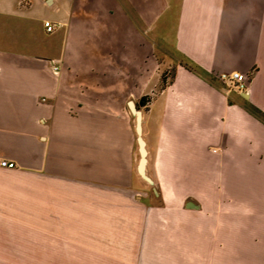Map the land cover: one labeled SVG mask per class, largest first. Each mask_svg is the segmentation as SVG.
Instances as JSON below:
<instances>
[{"label":"crops","instance_id":"1","mask_svg":"<svg viewBox=\"0 0 264 264\" xmlns=\"http://www.w3.org/2000/svg\"><path fill=\"white\" fill-rule=\"evenodd\" d=\"M0 160L2 260L264 264V0H0Z\"/></svg>","mask_w":264,"mask_h":264},{"label":"water","instance_id":"2","mask_svg":"<svg viewBox=\"0 0 264 264\" xmlns=\"http://www.w3.org/2000/svg\"><path fill=\"white\" fill-rule=\"evenodd\" d=\"M130 108L136 120L137 144H138V151H139V156H140V159L137 165V172L143 180H145L151 185H154L153 180L147 174L148 150H147V144H146L144 133H143V112L132 101L130 102Z\"/></svg>","mask_w":264,"mask_h":264},{"label":"built area","instance_id":"3","mask_svg":"<svg viewBox=\"0 0 264 264\" xmlns=\"http://www.w3.org/2000/svg\"><path fill=\"white\" fill-rule=\"evenodd\" d=\"M45 28L48 32H53L55 29V25L51 22H45ZM54 70L58 71L59 68L55 67ZM218 79L227 87L236 89L243 93L247 92L249 85V77L245 73L242 72L222 73L218 75ZM0 167L6 169H14L16 168V164L14 162H9L7 160H0Z\"/></svg>","mask_w":264,"mask_h":264},{"label":"rangeland","instance_id":"4","mask_svg":"<svg viewBox=\"0 0 264 264\" xmlns=\"http://www.w3.org/2000/svg\"><path fill=\"white\" fill-rule=\"evenodd\" d=\"M1 235L2 234H1V230H0V236ZM0 241H1V239H0ZM2 248L3 247L0 245V253L2 251ZM4 255L6 257L9 256L8 254H4ZM0 257H1V255H0ZM33 263H36V264H40V263H42V264H52L51 262H32V261H28V260H26V261H18V260H10V259L9 260H2V259H0V264H33Z\"/></svg>","mask_w":264,"mask_h":264},{"label":"trees","instance_id":"5","mask_svg":"<svg viewBox=\"0 0 264 264\" xmlns=\"http://www.w3.org/2000/svg\"><path fill=\"white\" fill-rule=\"evenodd\" d=\"M148 102H149L148 97H144V98H142V100L140 101V106H145Z\"/></svg>","mask_w":264,"mask_h":264}]
</instances>
